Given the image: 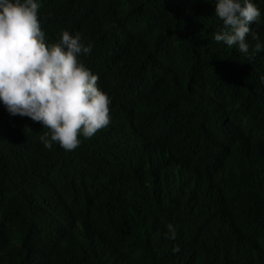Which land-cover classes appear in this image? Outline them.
Instances as JSON below:
<instances>
[{
	"label": "trees",
	"instance_id": "obj_1",
	"mask_svg": "<svg viewBox=\"0 0 264 264\" xmlns=\"http://www.w3.org/2000/svg\"><path fill=\"white\" fill-rule=\"evenodd\" d=\"M37 3L48 44L92 45L110 123L48 149L0 102V264H264V47L215 42V0Z\"/></svg>",
	"mask_w": 264,
	"mask_h": 264
},
{
	"label": "clouds",
	"instance_id": "obj_2",
	"mask_svg": "<svg viewBox=\"0 0 264 264\" xmlns=\"http://www.w3.org/2000/svg\"><path fill=\"white\" fill-rule=\"evenodd\" d=\"M37 0H0V102L12 116L28 117L49 133L41 136L48 149L58 143L75 150L80 137L92 138L110 123L109 95L98 86L99 76L80 59L92 52L81 33L65 30L57 42L48 44L38 16ZM215 16L223 28L215 42L237 46L249 54L264 45L259 25L261 10L253 0H215ZM166 238L176 239V228L167 225ZM178 247L174 251H178Z\"/></svg>",
	"mask_w": 264,
	"mask_h": 264
}]
</instances>
